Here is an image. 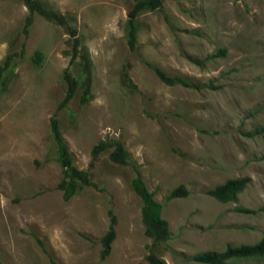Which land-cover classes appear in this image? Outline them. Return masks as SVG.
<instances>
[{
  "label": "rangeland",
  "instance_id": "1",
  "mask_svg": "<svg viewBox=\"0 0 264 264\" xmlns=\"http://www.w3.org/2000/svg\"><path fill=\"white\" fill-rule=\"evenodd\" d=\"M36 1L65 24L0 0V264H148L133 165L167 222L168 238L152 249L165 264H205L192 256L264 236V132L246 135L264 123V0H161L131 19L132 47L134 0ZM155 68L189 85L166 84ZM65 70L75 88L58 108ZM53 113L91 180L67 200ZM101 139L122 142L129 163L111 161L109 149L90 165ZM234 177L249 179L236 201L206 193ZM179 185L188 194L167 199ZM109 210L116 235L101 260Z\"/></svg>",
  "mask_w": 264,
  "mask_h": 264
},
{
  "label": "trees",
  "instance_id": "2",
  "mask_svg": "<svg viewBox=\"0 0 264 264\" xmlns=\"http://www.w3.org/2000/svg\"><path fill=\"white\" fill-rule=\"evenodd\" d=\"M27 6L30 15L32 13L38 12L41 15L46 16L52 20H55L59 24H65V20L62 14L59 12H54L51 10H45L41 7L36 0H23ZM161 0H134L131 9L128 11L129 24L131 29L128 32L129 40L128 44L130 47L133 46L135 42V31L131 25V19L144 8L154 9L157 8ZM30 25V16L25 19L24 30ZM74 38L75 33L73 30L68 29ZM77 42L73 43V51L77 52ZM222 49L217 50L216 52L210 53L208 58H213L217 54H224ZM36 58L40 59V55L36 53ZM75 56V55H73ZM12 58V55H7L4 58V65L7 66L9 60ZM155 72L159 78L166 84H181L183 86H188L189 84L181 77H169L162 70L155 68ZM64 79L68 83V88L65 93V96L58 105V108L66 105L67 101L71 98V94L75 88V81L71 75H69L66 70L64 71ZM1 87V86H0ZM49 130L53 139L55 140L57 147V160L61 167L62 178L58 183L57 187L62 190V196L65 200L69 199L78 188L81 186L91 185V180L88 177L86 171L78 169L74 166L72 162V156L69 152L68 147L66 146L59 128L58 122L55 118V113H53L49 118ZM255 132H264V123L256 128L254 131L246 133V135L252 136ZM110 149L109 158L111 161L118 164H128L129 163V153L125 149L122 142L116 139H101L96 142L90 149L91 159L89 164H93V161L97 156ZM261 159L264 160V155L261 156ZM135 176L133 178V186L135 192L142 199L141 206V218L144 225V233L147 237L151 239V244L148 246V254L145 256L148 264H165V262L159 258L155 253L152 252L153 247L166 240L168 238L169 232L167 228V222L160 216V203L156 202L153 199V193L149 192L141 180L139 171L137 167L133 165ZM247 177H234L228 178L223 183L215 185L213 188L206 190L208 195L213 196L219 201L229 202L236 201L237 195L244 189L248 182ZM188 194V190L183 186L179 185L172 189L167 196V199L172 197H182ZM234 210L244 213L254 214L255 210L249 209L248 207L237 206ZM109 223L105 233L100 238L101 249L99 251V258L101 260L105 259L111 248V243L115 238V225L117 223L115 215L109 210ZM37 243L41 245L39 239L35 238ZM192 258L198 262L205 264H240V262L247 260H261L264 259V236L253 243L231 245L230 243L226 244L223 250H205L199 253H196Z\"/></svg>",
  "mask_w": 264,
  "mask_h": 264
}]
</instances>
